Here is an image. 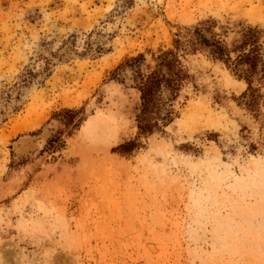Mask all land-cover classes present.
Returning <instances> with one entry per match:
<instances>
[{"label":"rangeland","instance_id":"1","mask_svg":"<svg viewBox=\"0 0 264 264\" xmlns=\"http://www.w3.org/2000/svg\"><path fill=\"white\" fill-rule=\"evenodd\" d=\"M262 70L264 0H0V264H264Z\"/></svg>","mask_w":264,"mask_h":264},{"label":"trees","instance_id":"2","mask_svg":"<svg viewBox=\"0 0 264 264\" xmlns=\"http://www.w3.org/2000/svg\"><path fill=\"white\" fill-rule=\"evenodd\" d=\"M192 50L206 49L215 58L222 59L224 57V49L221 43L212 37H207L201 32L199 28L194 30V38L190 41ZM172 51L168 50L158 58L156 69L151 72L145 79V82L140 88L142 99V111L139 116V131L140 133H151L157 126L156 119L152 118L151 112L155 108V99L159 89L162 85L167 86L170 90H177V82L184 80L187 75L181 69L176 67V60L172 57ZM241 63L246 64L247 67L243 69L242 73L248 86H251L252 79L257 74V66L260 62V57L257 52L251 51L240 58ZM259 79L264 82V70L261 71ZM167 116V114H165ZM134 145L133 141L121 144L119 149L126 150Z\"/></svg>","mask_w":264,"mask_h":264},{"label":"bare ground","instance_id":"3","mask_svg":"<svg viewBox=\"0 0 264 264\" xmlns=\"http://www.w3.org/2000/svg\"><path fill=\"white\" fill-rule=\"evenodd\" d=\"M36 83H32L31 85H28V86H25L23 87L22 89V93H21V99H20V102H23L25 101L29 96L30 94L36 89ZM19 102V103H20ZM11 105V104H10ZM4 106L3 102L0 100V108H2ZM12 106V105H11ZM10 107V106H9ZM8 107V108H9ZM2 110V109H1ZM0 119H1V116H0ZM39 138V137H38ZM24 141V140H23ZM42 141V140H41ZM38 143V142H37ZM40 144V143H38ZM16 147V146H15ZM23 148V147H22Z\"/></svg>","mask_w":264,"mask_h":264}]
</instances>
